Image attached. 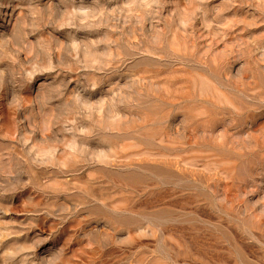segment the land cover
Masks as SVG:
<instances>
[{"label": "rangeland", "instance_id": "rangeland-1", "mask_svg": "<svg viewBox=\"0 0 264 264\" xmlns=\"http://www.w3.org/2000/svg\"><path fill=\"white\" fill-rule=\"evenodd\" d=\"M0 264H264V0H0Z\"/></svg>", "mask_w": 264, "mask_h": 264}]
</instances>
